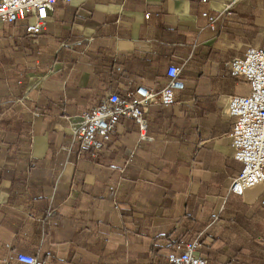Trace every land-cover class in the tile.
Here are the masks:
<instances>
[{
    "label": "crops",
    "instance_id": "crops-1",
    "mask_svg": "<svg viewBox=\"0 0 264 264\" xmlns=\"http://www.w3.org/2000/svg\"><path fill=\"white\" fill-rule=\"evenodd\" d=\"M32 22L0 24V264H167L175 242L264 211V185L228 195L225 115L243 96L227 64L264 45V0H72L34 40ZM169 66L184 88L145 109L148 140L121 119L96 159L78 154L82 114L110 93L159 94Z\"/></svg>",
    "mask_w": 264,
    "mask_h": 264
},
{
    "label": "built area",
    "instance_id": "built-area-1",
    "mask_svg": "<svg viewBox=\"0 0 264 264\" xmlns=\"http://www.w3.org/2000/svg\"><path fill=\"white\" fill-rule=\"evenodd\" d=\"M58 2L69 4L72 0H0V24L32 19L33 22L26 26V34L34 40L44 32L49 15ZM202 17L214 31L216 17L208 13H203ZM227 67L231 77L242 79L249 86L248 95L230 97L225 110V115L233 121L228 135L233 159L241 165L239 174L229 186L228 194L242 197L248 190L264 183V45L247 48L241 57L233 58ZM181 71L176 66L166 69V83L159 94L144 87L129 91L125 96L110 93L97 107L82 114L79 123L72 127V145H79L78 154L87 150L90 158L96 159L107 147L121 119L134 121L140 140H148L145 109L154 101L165 108L175 105V93L184 88L179 80ZM200 249L198 238L176 245L167 255L166 261L168 264H207ZM13 259L22 264H44L25 255H17Z\"/></svg>",
    "mask_w": 264,
    "mask_h": 264
},
{
    "label": "trees",
    "instance_id": "trees-1",
    "mask_svg": "<svg viewBox=\"0 0 264 264\" xmlns=\"http://www.w3.org/2000/svg\"><path fill=\"white\" fill-rule=\"evenodd\" d=\"M24 126L22 130L28 132V126ZM2 178L3 175H0V180ZM239 218L236 217L239 223L237 232L234 228L225 227L222 235L211 242H207L203 236L197 237L201 245L200 253L206 258L207 264H264V244L259 242L264 236V211L249 217L243 213ZM239 227L241 231H238ZM188 242H175L171 251L176 245Z\"/></svg>",
    "mask_w": 264,
    "mask_h": 264
},
{
    "label": "rangeland",
    "instance_id": "rangeland-1",
    "mask_svg": "<svg viewBox=\"0 0 264 264\" xmlns=\"http://www.w3.org/2000/svg\"><path fill=\"white\" fill-rule=\"evenodd\" d=\"M229 69V68H228ZM229 74H230V72H229ZM232 78H234V77H232ZM237 80H238V83H239V90H240V95H243V96H247L248 95V93H249V86H248V84L244 81V80H242V79H238V78H236ZM175 103H176V100H175ZM227 106V105H226ZM226 110V109H225ZM228 117V116H227ZM229 118V117H228ZM232 120V119H231ZM232 127H233V123H232ZM232 127H231V130H232ZM231 130L229 131V133L231 132ZM229 133H228V135H229ZM229 138V137H228ZM229 140H230V146H231V139L229 138ZM232 148V147H231ZM232 151H233V149H232ZM234 160V159H233ZM236 162V161H235ZM238 163V162H237ZM239 164V163H238ZM240 169H241V165H240ZM239 172H240V170H239ZM239 172H238V174H239ZM237 174V175H238ZM236 175V176H237ZM120 181L121 180H119V183H118V185H117V187H119V185H120ZM262 185H264V183L262 184ZM259 186H261V185H259ZM259 186H257V187H259ZM256 188V187H255ZM113 189H116V188H113ZM229 189V188H228ZM251 190V189H250ZM249 191V190H248ZM229 195V194H228ZM229 196H233V195H229ZM244 196V195H243ZM242 196V197H243ZM234 197H236V196H234ZM238 198H241V197H238ZM261 205H264V201H262L261 202ZM116 207V206H115ZM117 208V207H116ZM259 242H261V243H263L264 244V236H263V238H260L259 239ZM201 250V249H200ZM202 255V254H201ZM203 256V255H202ZM204 257V256H203ZM205 258V257H204ZM206 259V258H205Z\"/></svg>",
    "mask_w": 264,
    "mask_h": 264
}]
</instances>
